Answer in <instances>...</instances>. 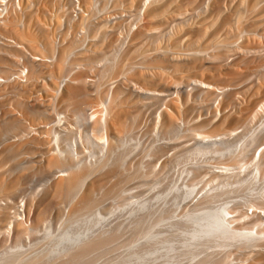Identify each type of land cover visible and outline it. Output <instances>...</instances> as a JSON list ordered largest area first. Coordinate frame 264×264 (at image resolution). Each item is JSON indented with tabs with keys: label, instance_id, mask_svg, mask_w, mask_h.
<instances>
[{
	"label": "bare ground",
	"instance_id": "obj_1",
	"mask_svg": "<svg viewBox=\"0 0 264 264\" xmlns=\"http://www.w3.org/2000/svg\"><path fill=\"white\" fill-rule=\"evenodd\" d=\"M4 9L0 264H264V0Z\"/></svg>",
	"mask_w": 264,
	"mask_h": 264
},
{
	"label": "rangeland",
	"instance_id": "obj_2",
	"mask_svg": "<svg viewBox=\"0 0 264 264\" xmlns=\"http://www.w3.org/2000/svg\"><path fill=\"white\" fill-rule=\"evenodd\" d=\"M151 139H152V141L155 139L153 142L156 141V138H151ZM158 139H159V138H158ZM158 139H157V140H158ZM166 140H167V139H165V141H166ZM86 158H87V157H86ZM183 159H184V158H183ZM90 160H93V159H92V156H91V159H90V157H89V160H88V161H90ZM169 160H170V159H169ZM180 161H181V162H180ZM182 161H186V162H187L186 159H184V160L180 159L179 161H177V163H178L179 165H176V164H177L176 162H174V163H169V165H167L166 162H165L163 166L165 167V166L167 165V166H166L167 169L165 170L164 167H161L162 169L164 168V171H163L164 174L161 173V172H162L161 169H160V171L157 170V173L154 172L155 174L152 173L153 175H152V174H149L148 172H146L148 175H147V176H144V175H145V172H144V175H143L144 177L141 178V182H140V179L138 178V179H136V180H138V184H136V183H135V184H132L133 186L135 185L136 187L139 186V187H137V188H139V189H137V191H136V189H135L136 187L134 186V187H135V188H134V191H136V193H135V192L132 190V189H133V186H131V184H130V186L132 187L130 191H132V194L135 193L134 195H137V194L141 193L140 196H144V195H145L144 197H150V196L155 195V193H157V191H159V189H160V191H161V189L164 190V189H166L167 187L171 186V184H172V186H173V185L175 186L174 181H175L176 179H173V178H176V176H175V175H176L175 171L177 172L178 169H179V170H180V169L182 170L183 165H184V167L187 166V165H185V164H187V163H186V162H183V163H185V164H183ZM91 162H92V161H91ZM167 162H168V161H167ZM169 162H171V161H169ZM188 162H190V161H188ZM175 163H176V164H175ZM181 163H182V164H181ZM171 164H175L176 167H175V165L171 166ZM180 164H181V165H180ZM188 164H189V163H188ZM168 166H169V167H168ZM170 166H171V167H170ZM172 167H174V168H172ZM184 167H183V168H184ZM168 168H169V169H168ZM146 169H147V168H146ZM171 170H174V171H171ZM179 170H178V171H179ZM181 170H180V171H181ZM146 171H148V170H146ZM149 172H151V171L149 170ZM158 172H159V173H158ZM169 173H170V174H169ZM174 173H175V174H174ZM156 174H157V175H156ZM173 174H174V175H173ZM149 175H150V176H149ZM151 175H152V176H151ZM155 175H156V176H155ZM162 175L164 176V179H163V176H162ZM94 176H96V175H94ZM94 176H93L90 180H92V179L94 178ZM149 177H150V179H152L153 181L150 180V179H148ZM151 177H152V178H151ZM156 177H157L158 179H157ZM153 178H154V179H153ZM165 178H166V179H165ZM168 178H169V179H168ZM145 179H146V180H145ZM156 179H157V180H156ZM142 181H143V182H142ZM146 181H150V182H146ZM155 181H156V183H155ZM136 182H137V181H136ZM139 182H140V183H139ZM175 182H176V181H175ZM141 183H142V184H141ZM158 183H159V184H158ZM176 183H177V182H176ZM145 184H146V185H145ZM153 184H154V185H153ZM177 185H179V184L177 183ZM140 186H141V187H140ZM160 186H162V187H160ZM256 186H257V185H256ZM153 187H155V188H153ZM156 187L158 188V190H157ZM140 188H141V189H140ZM255 188H256V187H255ZM257 188H259V187H257ZM153 189H154V190H153ZM163 190H162V191H163ZM130 191H129V193H130ZM162 191H161V192H162ZM133 192H134V193H133ZM138 192H139V193H138ZM174 192H175V191H174ZM174 192H173V194H174ZM175 193H176V192H175ZM125 194H127V193H125ZM64 205H66V204H64ZM66 208H67V207H66ZM66 208H65V206L63 207V210H65V211H63V212H64L65 214L68 212V211H66V210H67V209L69 210V208H67V209H66ZM239 247H240V248H239ZM220 248H222V247H218V250H220V251H217V250H216V253H217V252L220 253V252L223 250V248H222V250H221ZM241 248H243V247H242V246L235 247V251H236V250H237V251H238V250H239V251H242ZM244 249H245V248H243V251L246 250V249H245V250H244ZM180 250H181V249H180ZM180 250H179V251H180ZM233 250H234V249H233ZM213 251H215V250H213ZM235 251H234V252H235ZM237 251H236V254H237ZM243 251H242V252H243ZM246 251H247V250H246ZM177 252H178V251H177ZM180 253H181V255H180ZM184 253H185V250H184V252L180 251V252L176 253V256H179V255H180V256H179L178 258H176V259H177L176 261L173 260L174 263L176 262L175 264H177V263H178V264H179V263H180V264H194L195 262L197 263V261H198V260H196V259H200V260H201V259H203V257H205L206 253L209 254V253H211V252H204V253L201 252V254H199V252H198V254H199L200 256L197 254L198 257H197V258L194 257L195 260H194L193 258H191V259H193V261L190 259V257H189L190 255H187V254H184ZM186 253H187V252H186ZM202 253H203V254H202ZM212 253L215 254V252H212ZM218 253H217V254H218ZM222 253H223V252H222ZM214 254H213V255H214ZM244 254H245V253H244ZM186 255H187V256H186ZM194 255L197 256L196 254H193V255H191V257H193ZM233 255H234V254H233ZM242 255H243V254H242ZM246 256H247V255H246ZM246 256H245V257H246ZM183 257H184V259H182ZM186 257H187V258H186ZM233 257H234V256H233ZM233 257H232V258H233ZM245 257L243 256V257H241V258H243L244 260H247L248 258L246 259ZM179 258H180V259H179ZM178 259H179L180 261H178ZM186 259H187V260H186ZM188 259H189V260H188ZM243 259H241V260H243ZM200 260H199V261H200ZM244 260L242 261L243 263L246 262V261H244ZM187 261H188V262H187ZM199 261H198V262H199ZM248 261H249V260H247V262H248ZM174 263H173V264H174Z\"/></svg>",
	"mask_w": 264,
	"mask_h": 264
},
{
	"label": "built area",
	"instance_id": "obj_3",
	"mask_svg": "<svg viewBox=\"0 0 264 264\" xmlns=\"http://www.w3.org/2000/svg\"><path fill=\"white\" fill-rule=\"evenodd\" d=\"M8 2V0H0V19L3 18L2 16L5 15V4Z\"/></svg>",
	"mask_w": 264,
	"mask_h": 264
}]
</instances>
